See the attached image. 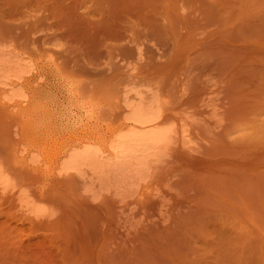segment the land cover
I'll return each instance as SVG.
<instances>
[{"label":"rangeland","instance_id":"1","mask_svg":"<svg viewBox=\"0 0 264 264\" xmlns=\"http://www.w3.org/2000/svg\"><path fill=\"white\" fill-rule=\"evenodd\" d=\"M4 54L0 264H264V0H0ZM135 86L173 123L144 174L52 168Z\"/></svg>","mask_w":264,"mask_h":264},{"label":"bare ground","instance_id":"2","mask_svg":"<svg viewBox=\"0 0 264 264\" xmlns=\"http://www.w3.org/2000/svg\"><path fill=\"white\" fill-rule=\"evenodd\" d=\"M7 53H9V52H7ZM4 55H6V54H4ZM12 56H13V54H12ZM3 57H0V58H2V60H0L2 62V63H0V65L5 64L6 63L5 61H9L8 58H10L6 55V57H7V58H5L6 60H3L4 59ZM17 58L21 59V57H19V56ZM17 58H14V60ZM17 62H18V59H17ZM15 63H16V60H15ZM15 63H12V65ZM21 63H23V62H21ZM24 65H25V63H24ZM4 66L8 67V65H4ZM5 67H2L3 69L1 71H3V70L5 71V69H4ZM10 67H12V66H10ZM16 67H19V66L16 65ZM10 69H12V68H10ZM16 70H14V73ZM22 71H25V69L19 70L18 72H20V74H21ZM8 73H10V71ZM20 74H19V76H21ZM1 75H2V73H1ZM12 75H11V77H12ZM3 76L4 75H2V78H3ZM5 77H7V76L5 75ZM2 81H4V80H1V82ZM3 84H5V83H3ZM134 84H136V83H134ZM9 85H11V84H9ZM11 86H13V85H11ZM16 86H18V85L16 84L15 88H16ZM142 87L135 86V87H131L130 89L126 90L125 100H126V105L128 108L125 109L126 110L125 111V117H124L125 120L122 123L123 126L116 129V131L113 133V136H111L110 140L107 141L108 145L106 147H102L101 145H99L97 143H92L90 141H86L85 139H82V141H80V144L77 143L78 145H76V146H74L75 144L72 146L70 145L69 147L65 148L63 151H60L59 154L57 155L58 157H56V159L58 161H55L56 163L53 164L52 168H54V169L58 168L61 172L63 170L68 171L69 169L70 170L73 169L79 173H83L88 168L93 172V174H97L98 177H104L105 178V176H108V177L110 176V177H115L117 179L118 178L124 179V177L128 176V178H129V176H131V175L135 176V174L137 176V174L142 173V171H144V169H146L148 167V165L151 163L152 160H157L158 157L163 153V151L166 150L169 143L173 139L172 138L174 135V134L172 135L173 123H172V125L170 123H166V122L162 123L164 119H162V122H161V117H162L161 116L162 115L161 110H162V108L160 106L161 103H159L160 98L158 99V95H156L155 93L152 95H147L146 94L147 90L143 91L141 89ZM10 88H8L9 91H8V89H5V87L2 88V89H4L3 93L8 94L10 100L13 97H15L16 95H20L21 97H22V95H24V96L26 95L24 92H22L23 91L22 88L20 90V87H19V90H15V88H13L12 91L10 90ZM132 90L135 91L134 95L131 93L132 96L136 95L134 98L130 97L131 95L129 94V92ZM148 92H150V91H148ZM157 94H159V93H157ZM57 163H58V165H57ZM0 168H3V167H0ZM148 168H150V167H148ZM88 173H90L92 175L91 172H88ZM142 174H144V172ZM145 174H147V173L145 172ZM89 175H87V176H89ZM97 175H95V176H97ZM134 176H133V178H134ZM140 176H142V175H140ZM7 177H6V174L0 172V184L3 185L2 187H4V188H6L8 186ZM137 179H138V177H137ZM9 180H12V179H9ZM90 180H91V177H90ZM101 180L102 179H100V181ZM106 180H109V179H106ZM125 180H123V181H125ZM91 181L93 183V180H91ZM104 181H105V179H104ZM126 181H128V180H126ZM114 182H116V181H114ZM117 182H118V180H117ZM112 185H113V183H112ZM131 185H134L133 181L131 182ZM14 186H16V184ZM123 186H124V184H123ZM10 187H12V186H10ZM24 191H22V192H24ZM21 196H23V198L22 197L21 198L24 199V195H21ZM19 197H20V195H19ZM22 202H24V201H22ZM28 203H30V201ZM31 203L34 206V201ZM31 203H30V205H31ZM25 204H27V203H25ZM35 204L37 206H34V207L28 206L27 208L30 207L33 212H36L37 214H39V210L41 209V208L39 209L40 204L39 205L37 203H35ZM22 205H23V203H22Z\"/></svg>","mask_w":264,"mask_h":264}]
</instances>
